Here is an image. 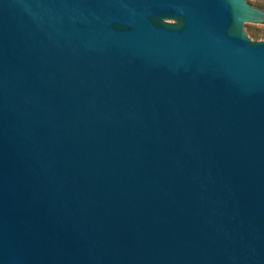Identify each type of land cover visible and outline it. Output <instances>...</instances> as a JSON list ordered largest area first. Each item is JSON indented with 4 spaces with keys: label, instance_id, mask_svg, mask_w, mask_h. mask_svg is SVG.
I'll return each instance as SVG.
<instances>
[{
    "label": "water",
    "instance_id": "1",
    "mask_svg": "<svg viewBox=\"0 0 264 264\" xmlns=\"http://www.w3.org/2000/svg\"><path fill=\"white\" fill-rule=\"evenodd\" d=\"M250 0H0V264H264V40Z\"/></svg>",
    "mask_w": 264,
    "mask_h": 264
},
{
    "label": "rangeland",
    "instance_id": "2",
    "mask_svg": "<svg viewBox=\"0 0 264 264\" xmlns=\"http://www.w3.org/2000/svg\"><path fill=\"white\" fill-rule=\"evenodd\" d=\"M250 2L264 8V0H250ZM253 40H264V24L250 25Z\"/></svg>",
    "mask_w": 264,
    "mask_h": 264
}]
</instances>
